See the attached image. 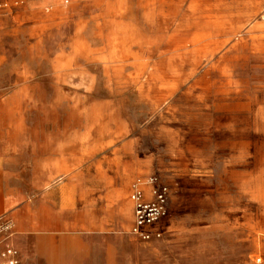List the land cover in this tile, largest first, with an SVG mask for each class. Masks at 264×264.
I'll return each instance as SVG.
<instances>
[{
  "label": "rangeland",
  "instance_id": "1",
  "mask_svg": "<svg viewBox=\"0 0 264 264\" xmlns=\"http://www.w3.org/2000/svg\"><path fill=\"white\" fill-rule=\"evenodd\" d=\"M84 130L171 188L140 264H264V0H0V153Z\"/></svg>",
  "mask_w": 264,
  "mask_h": 264
},
{
  "label": "crops",
  "instance_id": "2",
  "mask_svg": "<svg viewBox=\"0 0 264 264\" xmlns=\"http://www.w3.org/2000/svg\"><path fill=\"white\" fill-rule=\"evenodd\" d=\"M37 134L0 153V218L10 222L0 241L3 263L127 264L136 251L140 264V251L161 236L132 233L133 167L91 176L97 149L87 130Z\"/></svg>",
  "mask_w": 264,
  "mask_h": 264
},
{
  "label": "built area",
  "instance_id": "3",
  "mask_svg": "<svg viewBox=\"0 0 264 264\" xmlns=\"http://www.w3.org/2000/svg\"><path fill=\"white\" fill-rule=\"evenodd\" d=\"M130 199L134 206L132 233L145 241L160 237L162 233L155 230V227L169 216L171 201L169 184L157 174L139 178L133 184ZM9 227L10 222L4 221L1 217L0 229L3 231Z\"/></svg>",
  "mask_w": 264,
  "mask_h": 264
}]
</instances>
